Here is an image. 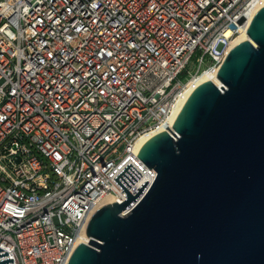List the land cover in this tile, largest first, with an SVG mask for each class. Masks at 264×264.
Masks as SVG:
<instances>
[{
	"label": "built area",
	"instance_id": "built-area-1",
	"mask_svg": "<svg viewBox=\"0 0 264 264\" xmlns=\"http://www.w3.org/2000/svg\"><path fill=\"white\" fill-rule=\"evenodd\" d=\"M259 2L0 0V249L13 264H67L101 201L127 198L113 178L128 164L141 174L128 192L148 190L139 139L171 130Z\"/></svg>",
	"mask_w": 264,
	"mask_h": 264
},
{
	"label": "water",
	"instance_id": "water-1",
	"mask_svg": "<svg viewBox=\"0 0 264 264\" xmlns=\"http://www.w3.org/2000/svg\"><path fill=\"white\" fill-rule=\"evenodd\" d=\"M246 34L142 145L148 190L131 195L141 174L124 167L127 198L93 213L67 264H264V6ZM0 264H13L2 249Z\"/></svg>",
	"mask_w": 264,
	"mask_h": 264
},
{
	"label": "bare ground",
	"instance_id": "bare-ground-1",
	"mask_svg": "<svg viewBox=\"0 0 264 264\" xmlns=\"http://www.w3.org/2000/svg\"><path fill=\"white\" fill-rule=\"evenodd\" d=\"M264 6V0H260L259 5L257 6V10ZM248 36L246 34V31L241 32L238 36H236L235 38H233L230 43L228 44L227 48H226V52H228L229 50H231L234 46H236L237 44H239L240 42L247 40ZM218 67H209L204 69L199 75L198 77H196L188 86V89L183 97V99L180 101L178 107H177V113L180 111V109L182 108V106L184 105V103L186 102L187 98L189 97V95L195 90V88H197L200 84L206 82V81H213L216 82V72H217ZM217 83V82H216ZM160 132H163L161 129H157L155 131H152L144 136H142L138 143L137 146H142L149 138L153 137L156 134H159ZM113 202V199L111 197H106L101 201V205L107 204V203H111ZM88 237L83 235L82 237H80L78 242L81 243H86L88 242Z\"/></svg>",
	"mask_w": 264,
	"mask_h": 264
},
{
	"label": "rangeland",
	"instance_id": "rangeland-1",
	"mask_svg": "<svg viewBox=\"0 0 264 264\" xmlns=\"http://www.w3.org/2000/svg\"><path fill=\"white\" fill-rule=\"evenodd\" d=\"M212 62L211 61H207L205 64L202 65V69H206V68H209V67H212ZM195 72V67H192L191 68V73H194Z\"/></svg>",
	"mask_w": 264,
	"mask_h": 264
}]
</instances>
